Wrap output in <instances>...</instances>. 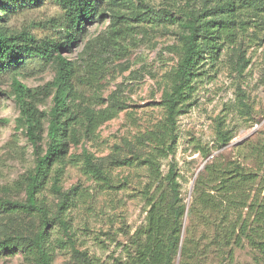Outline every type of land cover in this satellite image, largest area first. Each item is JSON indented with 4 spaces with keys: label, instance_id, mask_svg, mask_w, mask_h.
<instances>
[{
    "label": "rangeland",
    "instance_id": "1",
    "mask_svg": "<svg viewBox=\"0 0 264 264\" xmlns=\"http://www.w3.org/2000/svg\"><path fill=\"white\" fill-rule=\"evenodd\" d=\"M172 1L181 8L216 14L228 2H235V6L245 2L107 0L102 19L87 26L86 36L61 53L82 66L89 61L90 55L86 52L92 53L101 67L100 72L90 85L84 83L76 89L92 99L96 109L107 107L116 98L124 110L101 125L92 140L82 139L70 145L66 164L56 166L57 173L51 175L39 198L46 216L38 212L2 214L0 239L14 235L36 236L46 220L51 239L57 242L53 264H78L75 249L104 264L127 260L125 251L131 249L133 236L146 219L145 204L137 197L140 183H145L146 178L128 168H116L111 162L113 158H128L137 153L138 135L151 130L165 115L162 97L169 90L174 69L182 57V44L177 36L180 29L168 22L155 23L148 17L149 11H161ZM6 17V22L0 26L9 36L27 33L37 40H66L64 12L56 0L17 5ZM116 21L119 25L114 26ZM249 25L239 42L222 52L214 67L205 68L207 76L197 84L187 112L178 117L175 154L163 161L164 173L169 165H175L176 173L181 176L182 198L188 206L194 199V181L200 173L205 174L209 163L223 167L228 162H237L245 171L257 173L253 196L264 183V18L252 17ZM120 28L125 31L123 34L115 31ZM57 72V62L32 59L15 75L6 74L2 78L0 201L25 204L28 179L36 165L33 147L19 122L20 111L11 94L12 79L17 77L29 88L45 89L43 92L48 96L44 93L37 106L48 113L55 93L48 85L55 80ZM47 128L44 118V147ZM227 132L234 138L221 148L220 138ZM200 146L209 147L211 155L205 158L198 150ZM84 152L91 155L94 162L105 165L104 174L110 177V186L94 175L83 173L82 163L76 160L84 161ZM111 186H114L112 192ZM70 196V200L62 201ZM77 199L80 200L77 202ZM206 230L204 224L198 226L196 236L201 247L208 242L204 238ZM210 231L213 235V230ZM0 264L31 262L17 253L0 256ZM199 264H264V260L259 251L245 241L243 248L234 250L232 259L213 247L199 256Z\"/></svg>",
    "mask_w": 264,
    "mask_h": 264
},
{
    "label": "trees",
    "instance_id": "2",
    "mask_svg": "<svg viewBox=\"0 0 264 264\" xmlns=\"http://www.w3.org/2000/svg\"><path fill=\"white\" fill-rule=\"evenodd\" d=\"M41 1L0 0V24L6 22L7 14L14 12L17 5ZM56 1L64 12L65 42L37 40L27 33L9 36L0 26V87L4 75H15L28 60L58 63L57 76L48 85L55 89L53 107L48 113L40 111L37 106L44 93L45 97L48 96L43 92L45 89L29 88L17 77L12 79L11 94L20 111L19 122L33 147L36 165L28 179L26 203L0 201V215L38 212L46 216L39 198L51 175L57 173L56 166L66 164L70 145L78 144L82 139L92 140L101 125L124 110L116 98L107 107L96 109L92 99H87L76 89L77 85H90L100 72L101 67L92 53L86 52L90 55L86 66L61 53L86 36L87 26L102 19L107 0ZM234 3H226L217 14L181 8L175 1L169 2L161 11H149L148 18L153 22H168L180 29L177 36L182 44V57L174 69L170 88L162 97L161 106L165 113L162 121L138 135L137 153L128 158H113L111 162L116 168H128L146 178L137 191V197L146 207V219L133 236L131 249L125 251L127 260L119 264H176L177 260L178 264H199V256L213 247L232 259L234 250L243 248L245 241L257 249L264 260V183L253 196L257 173L245 171L237 162H228L223 167L209 163L205 174L200 173L194 181V199L188 206L182 198L181 176L176 173L175 165H169V170L163 172V161L175 154L178 117L187 112L197 84L207 76L205 68L214 67L222 52L239 42L252 17L264 18V0H245L236 6ZM244 17L251 19L247 21ZM115 25H119V21ZM115 31L119 34L125 32L121 28ZM44 118L48 122L45 147L42 139ZM233 138L228 132L223 133L221 148L229 145ZM198 150L205 158L212 152L204 146ZM83 156L84 161L76 160L78 164L82 163L83 173L94 175L110 186L111 179L104 174L105 165L94 162L87 152ZM73 158L70 160L74 161ZM113 188H109L110 192ZM70 199L71 196L62 201ZM185 218L188 219L187 226ZM43 222V230L36 236L14 235L0 239V256L21 253L31 264H53L57 242L51 239L48 222ZM201 223L208 230L204 233L208 240L204 247L200 246L196 236ZM75 251L78 264H104L87 253Z\"/></svg>",
    "mask_w": 264,
    "mask_h": 264
}]
</instances>
